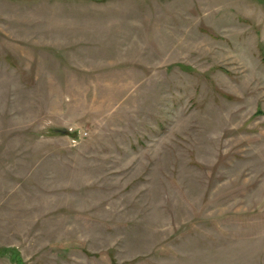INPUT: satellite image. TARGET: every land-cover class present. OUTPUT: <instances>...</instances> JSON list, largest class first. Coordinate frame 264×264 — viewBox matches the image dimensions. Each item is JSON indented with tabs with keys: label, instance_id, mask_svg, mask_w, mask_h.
<instances>
[{
	"label": "rangeland",
	"instance_id": "obj_1",
	"mask_svg": "<svg viewBox=\"0 0 264 264\" xmlns=\"http://www.w3.org/2000/svg\"><path fill=\"white\" fill-rule=\"evenodd\" d=\"M0 264H264V0H0Z\"/></svg>",
	"mask_w": 264,
	"mask_h": 264
}]
</instances>
